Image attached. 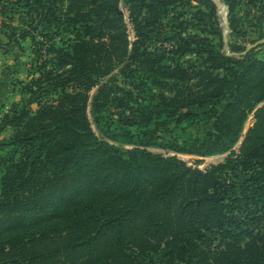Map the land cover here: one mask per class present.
<instances>
[{
	"label": "trees",
	"instance_id": "1",
	"mask_svg": "<svg viewBox=\"0 0 264 264\" xmlns=\"http://www.w3.org/2000/svg\"><path fill=\"white\" fill-rule=\"evenodd\" d=\"M20 1L23 26L8 22L13 16L0 8V36L7 39L0 38V48L30 39L38 64L19 81L21 101L0 117V132L13 131L0 148L16 152L0 156V264H264V106L240 152L233 149L248 113L264 100V60L245 47L198 48L206 53L202 68L162 64L144 44L164 0H70L65 9L63 0ZM239 1L223 0L231 27ZM245 3L260 20L264 0ZM60 10L73 37L43 54L35 31L60 21ZM128 25L137 38L119 54L115 38L127 36ZM115 62L132 82L138 63L160 88L155 94L147 81L139 83V93H153L150 103L134 101L131 91L120 98L116 131L102 125L101 115L115 93L102 78ZM25 95L36 97V109ZM193 108H205L212 121L202 141L161 136V129L195 115ZM123 145L132 148L125 154ZM150 147L231 153L202 169Z\"/></svg>",
	"mask_w": 264,
	"mask_h": 264
},
{
	"label": "rangeland",
	"instance_id": "2",
	"mask_svg": "<svg viewBox=\"0 0 264 264\" xmlns=\"http://www.w3.org/2000/svg\"><path fill=\"white\" fill-rule=\"evenodd\" d=\"M163 1V0H162ZM70 0H63L59 3L60 9H65ZM223 0H164L162 6L157 9L156 14L153 16V28L150 30L151 37L145 42L144 46L152 52V57L158 58L162 64L167 65H181L183 68L193 69L202 68L204 65V58L206 53L194 52L198 48H214L227 51V53L233 52L237 47H245L252 49V56L260 60H264V42L252 47L255 41L264 38V15L260 20L256 19L253 12L247 14L249 6L246 5V0L237 4L235 14L239 21L234 22L232 27L229 23V13L222 12L220 9V3ZM224 3V2H223ZM20 0H4L0 3V8L6 10L8 16H13L12 19H6L18 26H23V19L21 17H27L25 14L24 5H21ZM260 6H262L260 4ZM6 8V9H5ZM16 8V9H11ZM124 8L122 7V11ZM63 11H59L57 16L62 18L60 21L54 22L52 25L48 23H42L39 25V29L35 31V37L37 38V44H41L43 49L42 53L45 54V48L49 44H53L57 48L64 47L63 42L69 37H73L69 29L65 28L67 20H64ZM1 20V16H0ZM228 22H227V21ZM1 28V26H0ZM238 31L239 34H236ZM4 42L7 39L4 36H0ZM137 38L133 26L131 28L128 25L127 36H118L115 38V42L120 44L119 54L123 53L124 47L129 41V49L131 42ZM126 40V41H125ZM31 40L22 41L21 46L5 47L0 49V117L10 109L12 104L21 101L24 95H21L19 90L20 80L27 81V72L37 70L36 55L31 51ZM39 48V46H38ZM145 47H142V50ZM206 50V49H205ZM236 55V54H235ZM238 56V55H236ZM51 60H55L57 55L51 53L47 55ZM46 58V57H45ZM123 64L115 62L112 71L102 78V83H106L115 91L109 99L105 109L102 110L103 119L102 125L104 127H110L111 129L121 130L122 124L116 121L118 113L123 106L119 103V99L128 96L127 92L133 93V100L138 102H151V93L148 89L138 92L139 83L147 81L150 90H153L155 94L160 92L159 87H154L151 84V77L148 71H145L140 67L138 63L133 64L135 68L133 83L131 80H126L121 74L120 68ZM34 73V71H33ZM136 84V85H135ZM119 86L121 89H117L115 86ZM97 87H94L89 92L91 99L97 93ZM158 88V89H157ZM170 94V93H167ZM27 106L33 109L37 108L36 97L25 95ZM51 96L54 95H50ZM130 97V96H129ZM23 106L24 104L21 103ZM122 106V107H121ZM264 106V100L258 102L255 109L248 113V116L243 125L242 136L234 144L233 149L236 154L240 152V147L244 141L245 135L248 130L255 124V112L258 108ZM205 108H193L192 112L196 113L189 118H186L178 127L170 125L167 129H161V136L170 140L171 137L177 139L179 143L188 140L200 139L202 141L205 136L206 126L211 124L212 121H207L204 114ZM88 116L92 121L95 132L102 139V135L97 129L93 115L91 113V106L88 107ZM12 129L7 128L3 132V139H0V144L4 140H8L12 134ZM104 139V138H103ZM161 141V140H160ZM200 141L198 142L200 144ZM1 146V145H0ZM126 154V150L132 148L130 145L121 146ZM0 156L3 158H11L16 154L12 146H3ZM150 151L163 156H177L179 159L184 160L188 165L193 167H200L202 169H210L213 166H217L223 163L226 159V155L231 153L227 151L224 153H216L208 156H201L198 154H184L177 153L171 149L165 147H150ZM224 174V171L221 172ZM225 177V175H223ZM227 180L234 181L232 176H226ZM83 198H86L82 200ZM88 198V194L79 197L75 200L77 202H85ZM152 262L156 261V257L152 256ZM148 264H153L150 261Z\"/></svg>",
	"mask_w": 264,
	"mask_h": 264
},
{
	"label": "built area",
	"instance_id": "3",
	"mask_svg": "<svg viewBox=\"0 0 264 264\" xmlns=\"http://www.w3.org/2000/svg\"><path fill=\"white\" fill-rule=\"evenodd\" d=\"M220 9H221L222 12H226V14L228 13V7L223 2L220 3Z\"/></svg>",
	"mask_w": 264,
	"mask_h": 264
},
{
	"label": "water",
	"instance_id": "4",
	"mask_svg": "<svg viewBox=\"0 0 264 264\" xmlns=\"http://www.w3.org/2000/svg\"><path fill=\"white\" fill-rule=\"evenodd\" d=\"M227 21V20H226ZM228 22V21H227ZM264 42V38H262V39H260V40H258V41H256V42H254V44L252 45V47H255V46H257L258 44H261V43H263Z\"/></svg>",
	"mask_w": 264,
	"mask_h": 264
},
{
	"label": "crops",
	"instance_id": "5",
	"mask_svg": "<svg viewBox=\"0 0 264 264\" xmlns=\"http://www.w3.org/2000/svg\"><path fill=\"white\" fill-rule=\"evenodd\" d=\"M11 47H14V46H11ZM1 49V48H0ZM3 132H5V130H3V131H1L0 132V139H3L4 138V136H3ZM2 153V150H1V148H0V154ZM0 177H1V173H0Z\"/></svg>",
	"mask_w": 264,
	"mask_h": 264
}]
</instances>
